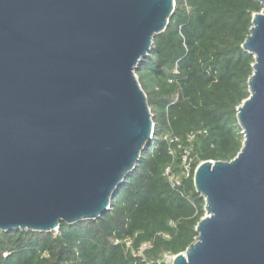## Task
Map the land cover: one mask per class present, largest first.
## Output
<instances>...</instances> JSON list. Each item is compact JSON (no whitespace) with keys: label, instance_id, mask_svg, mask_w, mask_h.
<instances>
[{"label":"water","instance_id":"95a60500","mask_svg":"<svg viewBox=\"0 0 264 264\" xmlns=\"http://www.w3.org/2000/svg\"><path fill=\"white\" fill-rule=\"evenodd\" d=\"M174 10L175 0H0V232L51 233L110 210L154 138L136 71ZM252 24L243 147L197 167L206 216L173 264H264V10Z\"/></svg>","mask_w":264,"mask_h":264},{"label":"trees","instance_id":"16d2710c","mask_svg":"<svg viewBox=\"0 0 264 264\" xmlns=\"http://www.w3.org/2000/svg\"><path fill=\"white\" fill-rule=\"evenodd\" d=\"M263 10L258 0H175L167 29L136 71L154 138L110 210L51 233L0 232V264H164L165 254H184L206 216L194 186L197 167L231 162L243 147L237 109L250 97L255 59L242 46ZM186 151L193 161L188 179ZM168 169L179 188L170 186ZM143 244L151 246L144 259L134 257Z\"/></svg>","mask_w":264,"mask_h":264},{"label":"built area","instance_id":"2783aa9c","mask_svg":"<svg viewBox=\"0 0 264 264\" xmlns=\"http://www.w3.org/2000/svg\"><path fill=\"white\" fill-rule=\"evenodd\" d=\"M192 159L190 157L189 152H185V155L183 157V162H182V178L188 179L191 175V170H192ZM166 175L169 177V184L172 188H179L181 186V180L172 175L170 169L166 171ZM58 231V230H57ZM116 244H120V242H116ZM125 245L128 249L132 250L133 249V244L131 241H126ZM151 246L149 244H143L137 251H133L134 257H138L141 259H144L145 253L150 250ZM176 256H171L165 254L161 260L162 263L164 264H173Z\"/></svg>","mask_w":264,"mask_h":264}]
</instances>
